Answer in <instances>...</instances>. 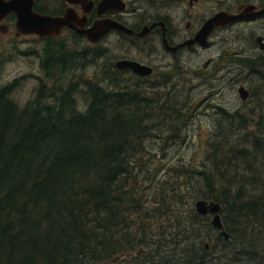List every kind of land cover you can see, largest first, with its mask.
<instances>
[{
	"label": "trees",
	"instance_id": "obj_1",
	"mask_svg": "<svg viewBox=\"0 0 264 264\" xmlns=\"http://www.w3.org/2000/svg\"><path fill=\"white\" fill-rule=\"evenodd\" d=\"M66 54L43 62L48 78L24 102L13 98L16 80L0 85V264H97L139 248L129 264H264L261 93L244 111L218 107L201 159L171 167L187 191L158 188L150 200L138 179L146 139L182 131L190 97L162 92L166 77L106 65L83 76L86 53ZM257 61L242 63L263 73ZM198 198L220 203L228 239L195 210Z\"/></svg>",
	"mask_w": 264,
	"mask_h": 264
},
{
	"label": "flooded vegetation",
	"instance_id": "obj_2",
	"mask_svg": "<svg viewBox=\"0 0 264 264\" xmlns=\"http://www.w3.org/2000/svg\"><path fill=\"white\" fill-rule=\"evenodd\" d=\"M32 2V11L39 14L63 16L67 10H71L73 15L71 25L61 26L59 30L49 26L43 34L19 30L17 14L12 10L0 16V34L13 33L12 44L3 47H14L17 53L26 55L33 62L37 61L42 71L40 81L48 78L42 68L43 62L45 61L47 66L52 62L56 64L57 60L66 57L68 49L71 52H85L86 60L91 58L96 66L100 64V60L106 58L108 70L112 71L116 67L119 72L126 73V76L143 77L144 80H149L152 76L158 80L166 77V81H170L179 72L190 81V51L216 47L218 40L215 36L219 31L224 29L226 31L244 22L255 24L256 29L251 37L252 46L250 43L246 46L248 43L239 38L242 43L234 47H258L264 52V48H261L264 47V0H32ZM248 5H252L255 14L241 16L231 22L214 26L207 35L205 44L195 40V36L208 19L222 12L246 11L245 7ZM102 22H111L114 25L91 39L79 31ZM97 32L98 29L95 33ZM21 37L23 39L20 40ZM115 49L120 50L119 53L115 54ZM252 54L254 55L250 58L254 65L258 59L264 60L263 56L257 55L258 53ZM13 55L14 53L10 51L7 58ZM73 58L79 59L76 56ZM121 58L147 64L152 67V72L149 75H140L129 67L119 68L115 62ZM215 61L216 55L207 56L203 62L204 68L209 70ZM233 65L230 62L228 66L232 69L235 67ZM254 73L260 78V75H263ZM238 84L245 86L242 81ZM245 87L251 95L250 89ZM126 260L125 264H129L130 260Z\"/></svg>",
	"mask_w": 264,
	"mask_h": 264
},
{
	"label": "rangeland",
	"instance_id": "obj_3",
	"mask_svg": "<svg viewBox=\"0 0 264 264\" xmlns=\"http://www.w3.org/2000/svg\"><path fill=\"white\" fill-rule=\"evenodd\" d=\"M254 26L255 24L252 22H244L230 27L231 29L226 31L225 29L219 31L215 36L218 40L216 47L205 50L202 48L196 52L190 51V81L178 72L170 81H167L168 86L165 84L163 88H160L163 92L169 88L174 91L179 87V93L186 98L190 97L193 107L190 116H187L184 122L183 130L175 136H168L167 131L164 130L162 136H150L146 139L145 144L148 150L145 159L147 164L139 171L138 179L141 185L149 186L145 191L150 200L158 188H163L164 192L170 195L171 186L184 193L187 191L186 187L190 183H184L185 175L178 176L171 167L184 164L190 169V160L197 162L201 159L206 140L218 125V107H224L227 110L239 108L244 111L255 102L262 101L258 99L257 93H261L264 98V73L259 78L257 74L248 70L244 62L242 63L246 56L249 55L247 60L251 59V55H254L252 53H258L257 55L264 57V52L260 51L258 47H234L242 43L239 38L248 43L246 46L249 43L252 46L251 37L256 29ZM12 37L13 33L0 34V85L16 80L12 89L13 98L24 102L34 97L37 86L42 82L39 79L42 71L37 61L33 62L26 55L17 53L14 47H3V45L10 46L12 44ZM10 51L14 55L7 58ZM118 51L120 50L115 49V54L119 53ZM209 55H216L217 61L213 67L206 70L203 62ZM141 56L144 55L141 54ZM230 62L235 66L232 69L228 66ZM84 63L85 71H80L84 72L82 75L95 78V75L98 74L96 69L107 65V59L100 60V66L93 64L91 58ZM198 64L199 66H197ZM220 75L222 76L220 77ZM150 80L154 81V77H150ZM241 81L251 91V95L246 99H241L237 91L238 83ZM176 199V197L170 199L171 203L176 204ZM177 205L179 210L185 212L190 206V194H184ZM193 206L195 207L194 202ZM125 263L126 261L122 260L120 264Z\"/></svg>",
	"mask_w": 264,
	"mask_h": 264
},
{
	"label": "water",
	"instance_id": "obj_4",
	"mask_svg": "<svg viewBox=\"0 0 264 264\" xmlns=\"http://www.w3.org/2000/svg\"><path fill=\"white\" fill-rule=\"evenodd\" d=\"M107 2L104 3V5L107 4ZM32 3H33L32 0H0V16L11 10L16 12L17 28L25 33L35 31L38 34H43L47 29V27L49 26H52L56 30H59L61 26L71 25L70 20L73 17V15L71 14V10H67L63 16L44 15V14H39L37 12H33ZM245 9L246 11H242L239 13L222 12L221 14L220 13L216 14L214 17L208 19L202 25L200 32L195 36V40L197 39L198 42H200L201 44H205V42L207 41V35L214 26L231 22L241 16H248L251 14H255V12L252 10V5L246 6ZM113 25L114 24H112L111 22H102L79 31L85 33L87 37L91 39L97 36L96 34L98 33L101 34L102 31H106L107 28H110ZM97 29L98 32L95 33ZM258 40L259 41L261 40L260 37H258ZM115 64L119 68L129 67L135 73L140 75H149L152 72L151 66L147 64H143L134 59L121 58L116 60ZM238 93L241 99H246L249 96V90L244 85L238 87ZM194 205H195L194 207L195 210L199 214L202 215L210 214L211 224L219 229L221 236H223L226 239L229 238V233L224 229L221 220V215H220L221 206L219 202L214 200H208L205 198H198L194 201ZM205 246L206 248L208 247L207 244ZM142 253H144L143 248H139L131 252H122L113 256L110 260L100 262L97 264H116L117 262H121L122 260L137 257Z\"/></svg>",
	"mask_w": 264,
	"mask_h": 264
}]
</instances>
